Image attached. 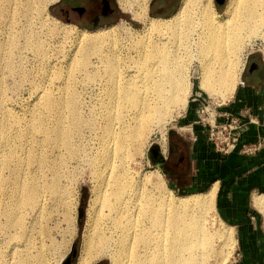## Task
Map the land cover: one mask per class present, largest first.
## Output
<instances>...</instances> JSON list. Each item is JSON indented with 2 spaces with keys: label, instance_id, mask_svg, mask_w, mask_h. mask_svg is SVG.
I'll return each instance as SVG.
<instances>
[{
  "label": "bare ground",
  "instance_id": "6f19581e",
  "mask_svg": "<svg viewBox=\"0 0 264 264\" xmlns=\"http://www.w3.org/2000/svg\"><path fill=\"white\" fill-rule=\"evenodd\" d=\"M46 1L0 0V25L5 35L0 40V58L6 65L11 62H8L9 54L6 51L15 47L16 19L23 17L24 13L35 5H37V15L41 16L44 2L50 3L56 0ZM148 1L118 0V3L123 9L133 8L136 18L146 19ZM26 14L29 18V20L26 18V21L29 24L32 23L36 16ZM152 18L160 17H151L150 21L145 23L144 36L131 39L136 50L133 61L139 68L138 80H131L132 77H136L131 74L129 80L126 78L128 81H124L119 86L116 85L119 83L117 77L120 75H118L116 55L112 51L103 55L104 68L106 67L108 77L106 80L111 81L107 92V99L111 103L108 102L107 109L110 107L114 110L120 109L119 105L122 103L118 100H128L130 103L128 105L135 111L132 118L137 122L145 123L154 116L159 118L168 107L170 108V105L184 102V94L187 91L185 85L184 94L178 91L180 81L177 67L180 49L195 51L194 56L198 58L201 70L202 89L212 93L217 86L231 93L236 83L237 73L241 69L240 66L244 63L239 56L245 44L250 39L259 37L264 48V0H227L221 14L215 10L212 0H182L171 19H167L168 21ZM72 28L75 29L71 26L64 27L68 29V31L65 30L67 33H71ZM115 31L110 27L75 30L78 55L81 57L69 65L70 73L65 75L68 80L64 81L68 83L74 78V72L77 69L79 71L86 68L83 66L86 63L88 65V53L100 52L101 44L105 41L115 42ZM28 37L31 40L27 46L34 50H41L42 37L40 35ZM60 90L61 93L58 96L47 89L39 93L38 100L42 101V108L55 115L57 125L53 126L51 133L47 132L42 115L36 108L29 125L22 132L23 137L28 132L30 139L35 138L34 141L42 139L73 147V144L66 140L71 127L63 129L61 125L66 119L72 121L74 125L77 124L80 106L77 102L78 92L69 86L62 87ZM0 100H4L1 87ZM123 108L125 109V106ZM65 111L69 113V118L64 115ZM107 111L103 113L108 128L105 129L103 140V157L99 160L102 168L99 167L97 177L100 180L87 209L79 264H89L92 259L103 254L110 255L112 264H205L204 258L210 251L214 250L218 253L212 239L221 238L222 241V236L225 235L220 230H209L199 212V209L202 210L212 200L213 191L199 192L194 197L185 196L174 200L163 191H154L147 187L144 181L148 179L145 180L143 176L134 180L130 174L132 172L129 173V169L126 168L128 165L122 164L126 154L123 144L124 136L122 134L116 136L117 131L112 127L113 121L120 118L119 112ZM162 120L160 119L161 122ZM5 128L0 121V133H4ZM37 145L38 142L34 146ZM12 155H14L13 152ZM5 159V155L0 157L2 162ZM27 160L30 163L36 162L37 170L22 174L21 168L15 167L13 180L9 183L10 189L6 192L9 201L5 200L3 207H0V213L7 224L6 234L9 240L7 243L15 237L13 230L19 225V217L23 227L27 210L42 209L46 193L59 197L66 194L64 185L59 181L62 175L55 161L47 163L42 152H38L35 158L32 150H28ZM2 172V164H0V186L8 182ZM256 202L263 205L264 196L257 197ZM63 219L67 223V229L74 230L73 210L66 211ZM1 230H4V225ZM10 250L11 254H16L19 245L12 243ZM0 264H6V260L0 258Z\"/></svg>",
  "mask_w": 264,
  "mask_h": 264
},
{
  "label": "rangeland",
  "instance_id": "374dc122",
  "mask_svg": "<svg viewBox=\"0 0 264 264\" xmlns=\"http://www.w3.org/2000/svg\"><path fill=\"white\" fill-rule=\"evenodd\" d=\"M46 2H44L41 16L37 15V5L30 7L28 12H26L28 16H36L32 23L29 24L26 21V18H28L26 13H24L23 17L16 19V28L14 29L16 34L15 47L10 51H6L9 54L8 62H11L6 65L5 61L0 58V87L2 88V96L4 97V100H0V121L6 127L4 133H0V157L5 155L6 159L3 162L0 161V164H2L3 176L8 180V182L6 181L0 186V207H3L5 200L9 201L6 192L10 189V181L13 180V169L15 167L17 169L21 168L20 173L22 174H29L37 170V163H30L27 160L28 150H32L35 158L38 152H42L47 163L55 161L58 164L59 172L62 175L59 181L64 185L66 194L59 197L55 196V194L49 195L46 193L41 210H27L23 227L22 220L19 217V225L13 230L15 237L10 243H7L9 241L6 234L7 224L0 213V222L2 223L0 226L4 225V230H1L0 227V258L5 259L6 264H63L68 256H70V264H79L87 209L98 187V180H100L97 177V173L99 167L102 168L99 160L103 157V140L105 129L108 128L104 117V114L108 112L107 110L115 113L119 112L120 118L113 121L112 127L117 131L116 136L119 134L124 136L123 144L126 148V154L122 160V164L129 166L126 168L129 169V173L132 172L130 174L134 177V180H138L143 176L145 180L148 179L144 181L147 187L154 191H163L174 200H179L185 196H189L188 198L194 197L197 193L203 192V190L175 189L171 186L172 183L168 181L166 173L163 172V170L168 171L169 164L172 162L168 161L169 145L175 140V137L172 136V134H175V130L176 132L186 134L193 124H199L206 128L210 144L217 152H220L213 142L214 140L210 139L211 128H214L212 126L219 127L224 124L236 125L237 131H239V134H237L238 146L240 133L246 129L248 124L246 117L241 115L242 113L233 114L225 112L223 115H219L218 108L228 105L227 99L233 91L228 93L229 91H225V89L220 87L217 88V86L214 87L215 90L212 93L204 88L202 89L200 85L201 70L199 60L194 56L196 53L193 49L188 51L180 49L178 51L179 65L177 71L180 81L178 91L180 90L184 94V88L186 87L185 90L187 91L184 94L185 96L183 95L185 103L170 105V108L168 107L164 111V117L163 115L159 117L163 119L162 122L157 116L150 118L145 123L134 121L132 117L135 111L128 105V100H118V102L122 103L119 105L120 109L114 110L113 107L107 109V105L111 103L107 99L109 82L111 81L106 80L108 77L106 67L104 68L103 55L111 53V51L116 55L119 69L118 75L120 74L117 77L119 83L116 85L119 86L124 81H128L131 74L136 76L132 77L131 80H138L137 71L139 68L133 61L136 57H134L136 50L131 39L144 36L146 32L144 29L146 28L145 23L150 21L151 18L146 17L141 22H128L123 19L117 23L98 26L110 27L112 30H116L115 42L110 43L109 41H105L101 44L100 52L95 53L91 51L88 53V65L86 63L83 66V68H86L84 70L79 69V71L77 69L74 72L73 81L70 80L67 83L65 81L68 79L65 75L70 73L68 71L69 65L75 63V60L81 57V55H78V41L76 40L74 31H81L83 27L64 21L57 16L55 10H52L53 2ZM158 2L162 9L161 16L160 18L152 19L166 22L176 12L181 0H159ZM212 2L215 10L221 14L225 9L227 0L223 5H217L215 0H212ZM69 26L75 27V29L72 28L74 31L72 30L73 32L71 31V33H67L68 29H64V27L69 28ZM88 29L93 30L94 28ZM30 35H40L42 37L41 50H34L32 47L27 46L30 44L29 41L31 39L28 37ZM4 36V30L0 25V40ZM246 44L240 52L241 56H239L242 61L244 60V63L247 56L253 51H257L264 60L263 42L259 37L250 39ZM119 55L120 57H118ZM97 57H101L102 60ZM244 63L240 66L241 69L237 73L235 86L239 81ZM91 72H94V74H91ZM85 73H88V77ZM65 86L77 90L75 92H78L77 98L78 100L80 99L77 102L81 106L78 109L79 113L77 112L79 115L76 125L67 119L61 125L63 129L71 127L70 134L66 140L73 144V147H68L63 143L54 141L49 142L40 138H38L40 140L34 141L35 138L30 139L28 132L23 137L22 132L29 125L36 108L42 115L47 132L51 133L53 126L57 125L55 115L42 108V101L38 100L39 93L43 89H47L58 96L61 93L60 89ZM106 86L108 87L104 91ZM183 103L184 105H182ZM123 106H125V109ZM190 107L195 110L192 116L188 114ZM64 115L66 118H69L68 112L65 111ZM220 117L223 120H219L218 118ZM119 131H122V133H119ZM36 142H38V145L34 146ZM180 144L185 146L184 143ZM151 146L158 148L155 155L158 153L161 155L158 158L161 162L153 160L152 154L149 153ZM237 146L228 153L233 152ZM12 152L14 155H12ZM182 158L184 161V157ZM207 204L202 210H198L202 216V221H205L203 222L208 226L209 230H220L226 236L223 234L222 241L220 240L221 238L214 237L212 239L213 246L218 249V253H215L214 250L210 251L209 255L204 258L205 264H240L235 229L217 214L214 195L212 200ZM68 210H73L74 230L73 228L72 230L67 229V223L63 219L64 213ZM260 210V225L263 231L264 243V205H262V208L260 207ZM12 243L19 245V250L16 254L10 253ZM74 250L76 252L72 255ZM111 262L110 255L103 254L92 259L89 264H112Z\"/></svg>",
  "mask_w": 264,
  "mask_h": 264
},
{
  "label": "crops",
  "instance_id": "0c3cea01",
  "mask_svg": "<svg viewBox=\"0 0 264 264\" xmlns=\"http://www.w3.org/2000/svg\"><path fill=\"white\" fill-rule=\"evenodd\" d=\"M158 1H148L147 17L161 16L162 9ZM61 2L67 5L72 0L53 2L52 10L63 19ZM132 9L121 7V12H131V19L123 16L118 21L144 20L136 18ZM227 101L228 105L218 108L219 115L225 112L242 113L248 121L246 129L240 133L237 148L228 154L217 152L208 141L206 128L195 123L186 134L176 130L172 134L175 140L169 145L168 156V161L172 162L168 171L163 172L175 189L203 190L205 193L213 191L217 214L236 231L240 264H264L263 231L260 225L262 204L256 202L257 197L264 196V143L254 154L241 151L242 144L264 140V60L257 51L247 56L239 81ZM194 111L190 107L188 114L192 116ZM218 119L223 120L222 117Z\"/></svg>",
  "mask_w": 264,
  "mask_h": 264
},
{
  "label": "flooded vegetation",
  "instance_id": "af4514ba",
  "mask_svg": "<svg viewBox=\"0 0 264 264\" xmlns=\"http://www.w3.org/2000/svg\"><path fill=\"white\" fill-rule=\"evenodd\" d=\"M60 4L65 21L87 29L116 22L123 16L131 19V12H121L117 0H72L67 5Z\"/></svg>",
  "mask_w": 264,
  "mask_h": 264
},
{
  "label": "built area",
  "instance_id": "2783aa9c",
  "mask_svg": "<svg viewBox=\"0 0 264 264\" xmlns=\"http://www.w3.org/2000/svg\"><path fill=\"white\" fill-rule=\"evenodd\" d=\"M210 139L214 140L217 149L222 153H228L237 146L239 131L234 124H224L222 126H212ZM216 128V129H215ZM264 143V140L259 142L242 145L241 151L247 154H254ZM264 225V220H263ZM264 229V228H263ZM264 261V258H263Z\"/></svg>",
  "mask_w": 264,
  "mask_h": 264
},
{
  "label": "water",
  "instance_id": "95a60500",
  "mask_svg": "<svg viewBox=\"0 0 264 264\" xmlns=\"http://www.w3.org/2000/svg\"><path fill=\"white\" fill-rule=\"evenodd\" d=\"M225 1L226 0H215V2L218 3V4H223ZM157 150H158V148L156 146H151V148L149 149V153L152 154V156L154 158L153 160H157L158 162H161V160L158 159L159 156H161V155H159V153L157 155H155V153L157 152ZM75 252L76 251L74 250L72 252V255H74ZM63 264H70V256H68L66 258V260H64Z\"/></svg>",
  "mask_w": 264,
  "mask_h": 264
}]
</instances>
